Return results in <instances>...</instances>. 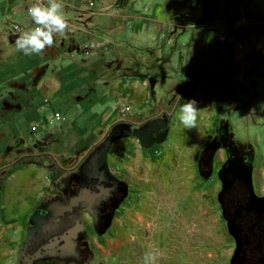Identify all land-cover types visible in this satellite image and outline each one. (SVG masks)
I'll use <instances>...</instances> for the list:
<instances>
[{
  "label": "rangeland",
  "instance_id": "374dc122",
  "mask_svg": "<svg viewBox=\"0 0 264 264\" xmlns=\"http://www.w3.org/2000/svg\"><path fill=\"white\" fill-rule=\"evenodd\" d=\"M169 1L61 0L68 26L60 38L70 43L60 50L83 59L86 71L45 97L49 122L29 140L42 167L0 174V194L17 206L9 217L23 231L14 264H144L145 254L152 264H229L216 180L201 176L199 157L218 125L241 115L238 101L251 100L241 86L259 100L264 33L256 16L230 26L229 10L243 0L215 10L214 21L182 24ZM257 3L264 13V0ZM193 99L197 127L186 129L179 109ZM61 143L66 152L57 155ZM95 170L126 187L111 227L98 233L84 214L72 248L23 259L36 206Z\"/></svg>",
  "mask_w": 264,
  "mask_h": 264
},
{
  "label": "flooded vegetation",
  "instance_id": "af4514ba",
  "mask_svg": "<svg viewBox=\"0 0 264 264\" xmlns=\"http://www.w3.org/2000/svg\"><path fill=\"white\" fill-rule=\"evenodd\" d=\"M234 0H170V7L183 11L181 24L187 21L205 22L214 12L231 7ZM258 0H243L240 7L230 9V26L250 24L256 16L264 33V13ZM244 19L246 24L236 23ZM214 21V19H212ZM253 75V74H252ZM260 76V75H259ZM245 97L238 101L241 115L226 119L205 141L199 157V170L204 178H214L217 204L230 243L229 264H264V85H260L259 100L246 86ZM246 91L248 93H246ZM126 187L109 171L97 170L82 181L67 185L55 197L36 206L26 230L22 246L26 256L51 254L70 249L83 232L82 216L94 219L98 233L107 231ZM105 264V263H99Z\"/></svg>",
  "mask_w": 264,
  "mask_h": 264
},
{
  "label": "crops",
  "instance_id": "0c3cea01",
  "mask_svg": "<svg viewBox=\"0 0 264 264\" xmlns=\"http://www.w3.org/2000/svg\"><path fill=\"white\" fill-rule=\"evenodd\" d=\"M31 3L33 0H0V174L17 166L26 170L42 167V154L31 147L29 140L31 133L38 135L49 122L42 110L45 97L59 84L74 81L86 71L83 59L60 50L59 44L70 43L67 38H56L53 47L46 48L39 55L24 56L16 50V36L33 27L26 11ZM131 14L128 16L132 17ZM145 16L148 17L142 21L140 28L151 17L146 14L140 19ZM117 17L120 18V14ZM48 74L49 77H46ZM36 75L39 78L35 82ZM194 78L198 79V75ZM70 88L68 86V90ZM73 132L68 135L72 136ZM38 142L36 146H41L42 143ZM64 152L61 143L55 154L63 155ZM37 180L32 183L37 184ZM7 199L9 201L10 197ZM13 209L17 206L9 205L0 194V264H14L15 245L22 241L23 231L16 228L18 223H13L9 217ZM15 240L18 242L15 243Z\"/></svg>",
  "mask_w": 264,
  "mask_h": 264
},
{
  "label": "clouds",
  "instance_id": "9594fccd",
  "mask_svg": "<svg viewBox=\"0 0 264 264\" xmlns=\"http://www.w3.org/2000/svg\"><path fill=\"white\" fill-rule=\"evenodd\" d=\"M33 27L20 32L15 40V48L24 56L39 55L46 48L54 45L56 38L63 36L67 28V21L63 14L61 0H35L27 8ZM259 110H264V101L258 104ZM179 121L186 129L197 127L198 111L197 101L187 100L180 106ZM153 257L145 254L144 264H152Z\"/></svg>",
  "mask_w": 264,
  "mask_h": 264
},
{
  "label": "built area",
  "instance_id": "2783aa9c",
  "mask_svg": "<svg viewBox=\"0 0 264 264\" xmlns=\"http://www.w3.org/2000/svg\"><path fill=\"white\" fill-rule=\"evenodd\" d=\"M35 2V0H33V3ZM28 8V7H27Z\"/></svg>",
  "mask_w": 264,
  "mask_h": 264
}]
</instances>
